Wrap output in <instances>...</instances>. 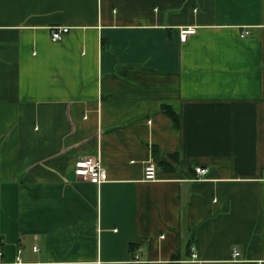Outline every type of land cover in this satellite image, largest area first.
Here are the masks:
<instances>
[{"label": "crops", "instance_id": "1", "mask_svg": "<svg viewBox=\"0 0 264 264\" xmlns=\"http://www.w3.org/2000/svg\"><path fill=\"white\" fill-rule=\"evenodd\" d=\"M0 264H264V0H0Z\"/></svg>", "mask_w": 264, "mask_h": 264}, {"label": "built area", "instance_id": "2", "mask_svg": "<svg viewBox=\"0 0 264 264\" xmlns=\"http://www.w3.org/2000/svg\"><path fill=\"white\" fill-rule=\"evenodd\" d=\"M194 27H184L180 30V38L182 41H186L188 36L194 33L196 30ZM71 31V26L68 25H56L51 28V38L53 41H59L64 38V36ZM246 31L243 35L247 34ZM145 179L154 180L157 179V167L156 164L152 161H148L144 168ZM196 171L199 174H205L208 172V168L206 167H197ZM74 172L75 174L88 180L94 184H101L109 179L108 171L103 164L101 158L99 156H81L79 157L74 164ZM192 255L193 257L197 256L195 252L196 246L192 245ZM35 249H38L35 246ZM239 252L236 250L235 255Z\"/></svg>", "mask_w": 264, "mask_h": 264}]
</instances>
